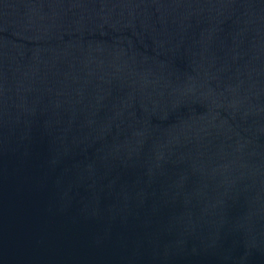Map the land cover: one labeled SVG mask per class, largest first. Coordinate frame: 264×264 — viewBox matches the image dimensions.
<instances>
[{
    "label": "water",
    "instance_id": "1",
    "mask_svg": "<svg viewBox=\"0 0 264 264\" xmlns=\"http://www.w3.org/2000/svg\"><path fill=\"white\" fill-rule=\"evenodd\" d=\"M0 264H264V0H0Z\"/></svg>",
    "mask_w": 264,
    "mask_h": 264
}]
</instances>
